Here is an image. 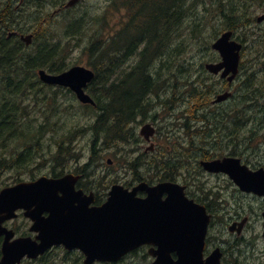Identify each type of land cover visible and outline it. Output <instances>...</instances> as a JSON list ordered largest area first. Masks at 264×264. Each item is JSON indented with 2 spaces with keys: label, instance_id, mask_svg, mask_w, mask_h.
Instances as JSON below:
<instances>
[{
  "label": "trees",
  "instance_id": "obj_1",
  "mask_svg": "<svg viewBox=\"0 0 264 264\" xmlns=\"http://www.w3.org/2000/svg\"><path fill=\"white\" fill-rule=\"evenodd\" d=\"M210 1L209 7H206V13L209 14L211 10H215L223 19V22L214 28L216 35L223 30L236 32L237 29L246 27L254 18L252 12L258 8H264V0ZM199 2L200 0H112V3L105 9L106 12L103 16L94 17L93 13L87 15V27L91 29V32L87 33L90 39L83 53L92 60L89 62V66L93 67L96 72L90 91L93 93L98 106L103 104L101 98L115 99L116 101L110 102L111 111L114 112V107L121 103L118 99L120 97L126 98L123 90L143 87L154 89L170 87L173 89L184 86V88L190 89L187 96L195 97L197 95L198 101L200 94L205 97V94L213 93L215 95L221 92L220 87L207 88L205 86L207 79L204 74L205 70L198 71L194 81H191L194 73L191 69L193 67L182 71L184 84L180 86L181 77L176 76L179 67L173 64L180 56V54L176 55L179 53L177 52L178 48H175V44L172 42L174 29L184 28L189 24L190 35L197 36L204 33L205 28L202 23L194 22L192 24L190 22V13L194 10L196 3ZM203 2H205L204 6H208L207 0H203ZM39 5V0H0V171L7 169L10 165L14 167V164L22 167L23 161L36 159L35 155L43 154L46 145L44 137L48 134L54 138V141L51 142H53L54 147H57L53 152L59 155L57 163L66 166L64 160L75 155L72 153V149L68 148V146L71 147L73 138H76L77 134L85 136V128L80 121L82 116H74L73 119L70 118V114L64 116L61 104H58L61 100L57 98L56 93L51 92L50 97L41 94L44 89L52 90V87L41 83L35 76L36 71L40 68L48 69L52 73H61L73 66L67 60L68 48L73 51L74 48L81 46V44L78 46L73 44L75 41L73 35L83 33L85 15L72 18L70 23L62 28L63 33L60 35V39H57V46L53 43L56 42L53 37L48 38L46 36L42 24H37L38 19L36 18L41 17L36 16L33 19L29 13L32 9L37 8L39 10ZM122 10L124 11L123 14L120 12ZM7 13H10L11 20L6 17ZM89 19L92 20V23H88ZM73 21L80 22L78 32H74L71 28ZM13 22H17L19 25L15 29L18 31L28 32L26 27L28 23L37 26L34 31L35 52L29 53V49L24 48L17 38L8 37V33L12 31L7 30L13 26ZM179 30L178 33H181L182 31ZM63 41L67 45H61ZM191 43L196 46L198 38L192 39ZM179 45L180 43L177 46ZM168 50L171 51L172 62H168L163 56ZM121 60H164L161 62L163 66L170 64L173 67L172 72L170 67L169 85H164V73L168 71L163 69L158 71L161 76L153 80V84L151 81L149 86H142L143 82L144 84L146 82L140 80L148 71L142 73L138 71L139 77L135 74L120 76L117 73L123 71L122 67L127 64L126 61ZM244 61L246 64V60H243L241 73L237 80H240L245 72ZM157 63L155 61L153 65ZM142 64L143 62H140L139 67ZM259 65L260 63L257 66ZM200 67H203V64ZM263 81L264 75L256 77V73L249 74L238 83L237 94L234 95L231 103H226L229 105H223L222 110L218 112L207 109V115H203L197 121L205 124L206 130L224 122L220 131L222 135L223 131L226 130L231 132L230 136L234 137V141L244 140L251 143L256 135L251 127H256L261 120H264V90L261 86ZM160 83L161 86H159ZM185 83H187V87ZM70 99L75 103V96H70ZM72 102L70 105H73ZM133 104V101H126L124 105ZM81 107L86 110V115L87 109L84 106ZM100 121L102 122L98 117L96 125L93 126L94 128L92 127V138L95 145L98 144L102 136ZM117 131L113 128V131L106 135V139L116 144ZM206 133L205 130L194 133L188 132L190 143L193 146H195L197 138L202 139L205 155L209 153L207 151L209 143L206 142ZM58 139L62 140L59 141ZM11 148H13L11 151L13 156L9 157L8 153ZM62 156L63 159L60 158ZM75 255L76 258L65 259L71 264H82L81 255ZM48 256L43 259H47ZM127 260H134L141 264L138 252H134L133 255H129L118 264H123Z\"/></svg>",
  "mask_w": 264,
  "mask_h": 264
},
{
  "label": "flooded vegetation",
  "instance_id": "obj_2",
  "mask_svg": "<svg viewBox=\"0 0 264 264\" xmlns=\"http://www.w3.org/2000/svg\"><path fill=\"white\" fill-rule=\"evenodd\" d=\"M64 10V7L56 8L52 16L61 14ZM121 61H126L127 64L122 67L123 71L117 73L120 76L135 74L139 77L138 71L140 73L148 71L140 80L146 82L145 84L143 82V85L149 86L151 80L153 84V80L161 76L158 71L163 69L168 71L164 73V85H169L170 67L153 65L155 61L162 64L164 60ZM152 61L154 62L150 64ZM140 62L143 64L139 67ZM122 92L126 98L118 99L121 103L114 107V112L111 111L110 102L116 101L115 99L106 97L101 100L103 104L98 110L102 120L100 123L102 137L97 145H88L91 156L87 159V163L77 170H71L67 167L69 160L65 159L66 166L54 161L50 171L40 172L28 168L18 172L17 175L10 165L0 171V175L3 172L12 174L8 178L6 187L33 184L43 177L60 180L73 174L78 178L76 189L94 194L95 205H101L107 201L110 191L116 185L133 190L143 184L153 187L162 182L177 183L185 187V194L189 200L205 207L210 215L205 258L216 249H221L223 264H264V174L261 176L260 192L255 193L242 190L235 179L227 173L209 172L204 169L202 163L205 161L222 160L226 157L236 158V156L234 154L216 156L210 153L205 155L203 147L195 144L193 146L190 143L188 132H200L198 125L202 123L176 120L183 115L172 112L171 102L177 101L180 94L183 96L180 100H185L187 97L182 94L183 90H178L174 97L171 95V90L166 87L158 89L143 87ZM126 101H133L134 104L124 105ZM171 122L175 126L183 127L182 133L185 134L183 142L187 140L189 145L180 146L173 138L172 131L169 134L165 133L166 129L167 131L170 129ZM147 126L152 127L145 131L144 128ZM113 128L118 130L116 144L106 139V135L110 134ZM172 145L175 147L179 145V151L173 150ZM50 163L46 162L42 166ZM244 165L252 171L260 169L264 173V157L260 161L244 163ZM204 176L208 180L206 184L197 185L196 181H201ZM146 196V191L138 192L139 198ZM167 196L168 194H165L164 199ZM16 214L17 216L6 221L4 226L13 231L14 239L34 240L40 233L33 230L35 226L33 217L45 219L50 215L49 212L42 211L33 199H28L25 207L16 211ZM5 237V235L0 237V260ZM173 257L177 259L174 254Z\"/></svg>",
  "mask_w": 264,
  "mask_h": 264
},
{
  "label": "water",
  "instance_id": "obj_3",
  "mask_svg": "<svg viewBox=\"0 0 264 264\" xmlns=\"http://www.w3.org/2000/svg\"><path fill=\"white\" fill-rule=\"evenodd\" d=\"M80 0H70L67 8ZM264 21V15L258 22ZM231 31L224 33L212 46L219 52V63L206 65L209 72L232 83L239 74L243 45L232 40ZM30 44L32 36L22 37ZM41 81L49 85L70 88L83 104L95 105L85 89L95 75L84 66H75L62 74L39 71ZM232 96L226 92L217 97L222 103ZM209 172H227L245 191L258 192L262 171L251 172L241 165L240 159L203 162ZM240 169V170H239ZM77 178L68 175L61 180L42 179L34 184H20L0 192V236L6 234L3 258L0 264H20L24 257L35 259L48 249L64 245L69 251L81 250L84 264L95 262H118L125 255L143 245H153L150 253L157 258L153 264H222L218 249L206 260L203 259L205 239L210 217L204 207L188 200L184 187L162 183L149 188L143 184L132 191L114 186L108 201L102 206H92L94 195L76 191ZM140 190L148 193L146 199L137 197ZM168 193V197H162ZM28 199L35 200L48 218H35L34 229L40 233L38 241L18 239L11 241L13 233L3 223L14 218L15 211L25 207ZM177 253L174 262L171 255Z\"/></svg>",
  "mask_w": 264,
  "mask_h": 264
},
{
  "label": "rangeland",
  "instance_id": "obj_4",
  "mask_svg": "<svg viewBox=\"0 0 264 264\" xmlns=\"http://www.w3.org/2000/svg\"><path fill=\"white\" fill-rule=\"evenodd\" d=\"M60 1H63V0H39V3H40L38 7L39 10H37V8L35 10L32 9L31 11H29V13L31 14L33 19L36 16H40L41 18L37 17L36 19H38L37 24H41L46 14L48 16V14L54 12L55 10L54 7L52 8L50 6H53L54 3H59ZM212 1H215V0H212ZM207 2H208V6H204L205 2H203V0L202 1L200 0L198 4L196 3L194 10L190 13L192 24L194 22L202 23L203 27L205 28L203 31L204 32L203 34L201 33V35H197V36L190 35L191 33L189 31H186V29H188V26H185L184 28H178V29L175 28L174 29L175 32H173L174 40L172 42L173 44H175V48H178L177 52H179L176 55L180 54L178 59L175 60L173 64L176 67L177 66L179 67L178 71L176 72V76L181 77V81L179 82L181 86L184 84L183 75L181 74L183 70L193 67L191 68L194 72L191 78V81H194L195 75L197 74V72L200 70L204 71L203 67H200V66L204 64L206 61L212 60L218 57V54L213 53V51L211 50V44L213 43V41L215 40L217 36L216 32L214 31V28L218 26L219 24H221L223 22V19H222V16L219 13H217L215 10H211L209 14L206 13L207 12L206 7H209L211 1L207 0ZM110 3H112V0H86L80 5V8H77L78 10L74 12L76 16L85 15V20H84L85 25L82 28L83 33L73 35L75 38V39L73 38L75 40L73 44H76L77 46L81 44V46H79L78 48L77 47L74 48L73 51H71L68 48L67 60L70 61L72 65H80V66L89 67L88 62L90 58H88L83 53L84 49L87 48V45L90 39L87 33L91 32V29L87 27V15L93 13L94 17L103 16L104 13L106 12L105 9L108 7ZM120 12L122 14L124 13L123 10ZM252 13L254 14V17L256 18L257 16L264 14V9L262 8L257 9ZM6 17L11 20L10 13H7ZM70 18H71L70 16L61 15L58 17L56 16L53 20H47L45 23L43 22L44 23L43 29L46 31V36L48 38L53 37L54 41L56 42H53V41L52 42L54 44H57V46H58L57 39H60V35L63 33L62 28L69 23ZM30 23H33V22L30 21ZM30 23H28L26 26L29 31L28 33L35 31L36 29L35 27H37L35 25V22H34L35 26L31 25ZM88 23H92V20L89 19ZM18 26L19 25L17 24V22H13V26L8 28L7 31H14L15 29L18 28ZM79 26H80V22L73 21L71 28L74 32H78ZM178 30L182 32L178 33ZM238 34L241 36V38L247 39V42L245 43L246 49H245V55H244V60H246V64H245V61H244V64L246 67H245V72L243 73L241 79L237 80L236 83L232 86L231 91L234 93V95L237 94L236 87L238 83L241 82L243 79H245L246 76H248L251 73H256V77H261L264 75V24L258 25L256 24V22H254L251 27L239 29ZM78 37L80 38L79 40H78ZM171 38H172V35H171ZM194 38L195 39L198 38V44L196 46L193 43H191V40ZM178 43H180L179 46H177ZM61 45H67V44L65 43V41H63ZM28 52L33 53L35 52V49L31 47L29 48ZM163 56L166 57V60H168V62L173 61L171 59L172 58L171 51L169 50L166 51ZM259 63L260 65L257 66ZM160 65H161L160 62H158L155 66L160 67ZM171 66L172 65L170 64L168 65V67H171ZM172 69L173 67H171V72H172ZM205 76L207 78L206 83H205V86L207 88H210L211 86H215L212 88H216V87L222 88V84L217 80V78L210 77L207 74H205ZM185 84L187 87V83ZM261 86H263V90H264V81L261 84ZM226 88H227L226 85L223 84V89L225 90ZM182 89H184V91L189 94L190 89L188 88L186 89L184 88V86L182 87ZM54 91L56 90L44 89L43 91H41V94L43 96L46 95L47 97H50L51 92L56 93L57 98L61 100V102L58 104H61V108L64 112L63 113L64 116L70 114L71 119H73L74 116H77V117L82 116L80 121H82V124L85 128L84 132H86L87 117H91L88 115H92L94 113L87 110V114L85 115L86 110L82 108L81 105L77 101H75L74 103L72 102V99H70L68 95L61 93V92H54ZM214 96L215 95L213 93L205 94V97L203 96V94H200L199 101H198L197 95L195 97L194 96L188 97L185 100H180L181 98L183 99V96L180 94L178 95L179 99H177V101H172L171 104L174 103V109H181L184 107V109L187 112H189L191 119L196 121V120H199L201 117H203V115H207V109H209L212 112H215V111L218 112L222 110L223 105H225L228 102L229 103L232 102V99H231L223 103L222 105L212 106L210 103H213L214 99L212 97ZM70 102H72L73 105H70ZM226 105H229V104H226ZM223 123L219 124L216 127L207 129V130L206 128H204L205 125H203V128H202V124L198 125L199 130L201 131L205 130L207 132L206 142L209 143V145L207 146V151L210 154L212 155L215 154L216 156L217 155L227 156L230 154H237L238 152L237 155L240 158H242L243 162L246 164L252 163L254 161H260V159L264 157V120H261V122H259V124L256 127L254 126L251 127V129L256 134L255 139L251 143L249 141L245 142L244 140H240L239 142L234 141V137L230 136L231 132H228L224 129H223L224 131L222 135L220 131L223 126ZM169 127H170L169 130L173 132V135L176 136V138L178 137L182 138V142H183L184 136L181 135L182 133L181 129L173 125L172 122L169 123ZM165 131L167 132V129ZM87 139H89V136L87 135L81 136L80 134H77L76 138H73V143L71 144V147L68 146V148L72 149V153L75 154V155H71L70 157H68L69 163L67 167L69 169L77 170L78 168L83 166L85 163H87V159H89V157L91 156L89 152V148L87 146ZM58 140L61 141L62 139L61 140L58 139ZM51 141H54V138L51 137V134L46 135L44 137V142L46 143L44 147L45 152L43 154L39 153L37 155V159H35L33 163L31 164L27 163L26 165L23 166V168H19V169L14 168L15 169V171H13L14 174L17 175L18 172L24 169H28V168H34L35 171L39 170L40 172L50 171L53 165V162H54L53 156L56 155V153H53V152L54 150L57 149V147H54L53 142ZM183 145H189V141L186 140L185 142L180 144V146H183ZM195 145L204 147L202 143V139L200 138L196 139ZM255 148H256V151H248L252 149L255 150ZM172 149L173 150L176 149L177 151H179V145L176 147L172 145ZM12 150L13 148H11L9 152H11ZM261 150H263V152H261ZM61 158H64V157L62 156ZM195 159L196 157L193 159V161ZM46 162H51V163L46 166H42V164ZM11 175H12L11 172H7L5 174L4 172L2 173V175L0 176V188L2 186L5 187L8 185V182H9L8 178L11 177ZM197 176H200V175L197 174ZM207 181H208L207 177L204 176L201 178V181L199 182L196 181V184L197 185L206 184ZM207 187H209V185H207ZM52 252L51 253L54 255L53 257L56 259L57 262L64 260L65 254L62 248H58V250H53ZM69 257L76 258V255H72ZM140 263L142 264L143 262H140ZM23 264H39V263L25 262ZM123 264H139V262L134 261V260L132 261L127 260Z\"/></svg>",
  "mask_w": 264,
  "mask_h": 264
},
{
  "label": "bare ground",
  "instance_id": "obj_5",
  "mask_svg": "<svg viewBox=\"0 0 264 264\" xmlns=\"http://www.w3.org/2000/svg\"><path fill=\"white\" fill-rule=\"evenodd\" d=\"M138 98H139V97H138ZM136 99H137V98H136ZM136 99H135V100H136ZM136 101H137V100H136Z\"/></svg>",
  "mask_w": 264,
  "mask_h": 264
}]
</instances>
